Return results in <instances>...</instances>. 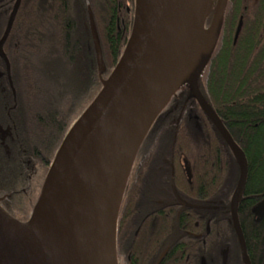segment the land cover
I'll return each instance as SVG.
<instances>
[{"label":"trees","instance_id":"trees-1","mask_svg":"<svg viewBox=\"0 0 264 264\" xmlns=\"http://www.w3.org/2000/svg\"><path fill=\"white\" fill-rule=\"evenodd\" d=\"M89 9L102 53L101 74ZM134 11L135 0H22L4 45L12 87L0 57V72L5 73L0 78V199L7 197L4 208L16 219H30L64 139L119 62ZM8 15L0 25V39ZM240 19L243 27L235 42ZM199 88L246 156L247 182L238 210L252 209L264 195V0H229ZM188 94H181L179 106L174 100L157 117L135 158L118 216L117 257L122 264H156L165 249L169 252L160 264H201L203 256L209 260L216 253L210 242L219 227H213L203 247L167 218L159 217L155 226L143 225L148 214L145 169L149 178L161 172L181 194L219 196L228 203L237 186L240 171L234 154L194 98L183 110ZM163 156L174 157L173 176ZM182 159L192 171L191 182ZM154 183L155 193L161 183ZM243 232L253 264H264V225L250 224ZM231 241L234 252L238 244ZM191 242L196 243V255L185 263Z\"/></svg>","mask_w":264,"mask_h":264},{"label":"water","instance_id":"water-1","mask_svg":"<svg viewBox=\"0 0 264 264\" xmlns=\"http://www.w3.org/2000/svg\"><path fill=\"white\" fill-rule=\"evenodd\" d=\"M181 1L135 0L132 30L124 52L113 72L104 83L101 92L64 139L51 165L50 174L31 219L28 221L16 219L2 206L0 200V264H106L103 248L94 239L97 234L93 225H96L101 219L99 218L100 214L102 219L104 216L105 201L109 195L110 180L113 176L112 169L122 143L123 124L129 106L144 82L148 80V76L150 77L154 72L155 60L158 56L163 58L165 52L170 50L177 42L176 22L179 18ZM21 2L22 0H16L5 33L0 40V57L6 63V74L11 87L10 64L4 53V45L11 33ZM228 2L229 0H217L215 17L211 26L212 34L209 38L205 57L195 71L185 73L183 78L186 81L185 83H188L189 98H194L197 101L203 113L218 130L238 162L240 175L231 200L232 222L244 263L250 264L245 239L237 217L238 203L242 198L247 182L248 164L246 156L235 143L199 88L200 74L208 66L218 43ZM89 25L101 74L103 72L102 53L91 9H89ZM242 27L243 20L240 19L235 42L239 38ZM165 41L167 44L164 46ZM3 75V73H0V78ZM103 92L105 97L93 127L95 149L88 164L85 166L78 185L74 188L77 198L73 208V215L77 222L73 224L71 233L66 240H61L49 232L34 226L32 220L58 176L57 162L63 144ZM162 110L154 117L143 136L136 150L133 163L144 139ZM185 165L186 175L189 182H191L192 171L187 162H185ZM254 212L258 214L259 219L264 215V201L255 208Z\"/></svg>","mask_w":264,"mask_h":264},{"label":"bare ground","instance_id":"bare-ground-1","mask_svg":"<svg viewBox=\"0 0 264 264\" xmlns=\"http://www.w3.org/2000/svg\"><path fill=\"white\" fill-rule=\"evenodd\" d=\"M201 16L200 0L181 1L176 22L177 42L163 58L158 56L154 72L148 76L129 106L123 124L122 143L112 169L104 216L102 219L100 214L102 220L93 225L97 234L94 239L103 248L106 264H118L117 216L136 150L154 117L185 84L184 74L195 71L205 57L210 39L205 45L199 39ZM104 97L103 92L63 144L57 162L58 176L32 220L34 226L61 240H66L77 222L73 215L77 198L74 188L95 149L93 127Z\"/></svg>","mask_w":264,"mask_h":264},{"label":"flooded vegetation","instance_id":"flooded-vegetation-1","mask_svg":"<svg viewBox=\"0 0 264 264\" xmlns=\"http://www.w3.org/2000/svg\"><path fill=\"white\" fill-rule=\"evenodd\" d=\"M15 3L16 0H0V12L2 15L0 16V25L3 24V19H5L8 13H9L8 15V22H9ZM0 73H3L5 75L3 71ZM180 98L181 95L177 99L172 98L168 103V105L166 106V108L164 109V112L171 106L174 100L177 101L176 106H179L181 103ZM190 99L191 98H189V94H188V97L185 99V101L182 102L183 110L188 100ZM163 157L165 158L163 161L164 165L171 169L170 174L173 176L174 157L173 156L171 157L163 156ZM139 161L140 158L138 159V162ZM182 161L185 169L186 167L185 162H187V160L182 159ZM143 166L144 164L142 163L139 164V167H143ZM158 166L161 165L159 164ZM147 172L148 170L145 169L143 181H142V187H144L143 201L145 202L146 211L148 212V214L145 216L143 220V225L152 224L153 226H155L160 219L159 217L167 218L173 224V226L177 227L179 232L183 233V235H187L190 239H192L195 242L199 241L201 243V246L203 247L207 245V241L209 240V238L210 239L212 238L211 236H213V229L219 227V230L217 229L218 232L214 234L215 238H212L210 242L212 245L211 247L213 248L215 247V249L217 248L215 250L216 253L213 254L212 255L213 258L209 260L203 256L201 264H245L242 258L240 245L232 222L231 200L236 188L234 189L231 195L230 203H228L224 197H219V196L213 199L211 197L204 195L197 196L195 192L189 194H181L179 189L171 183L172 180L169 182L166 176L160 174L161 172L160 173L156 172V176L154 178L152 177L149 178L150 176L147 177ZM162 175L165 178H163ZM154 182L161 183L160 185L157 184L155 193L151 190V188L154 186L153 184H155ZM243 197H244V191L242 194V198ZM257 201H258L257 204L254 205L252 209L249 207H245L240 209V212L237 209V217L242 232L244 231V229H247V225L249 226L250 224H252L255 227L259 226L260 224L264 225V215L259 219L258 214L254 212L255 208L264 201V195L262 197H259ZM238 207H239V203H238ZM225 224L229 225V231H225ZM145 230H147V228H144V232ZM243 236H244V232H243ZM232 238L235 239L238 244V248L234 252H232L231 250ZM228 240L231 242H228ZM190 247L191 249L189 250V254H187V260L185 263H187L188 259L191 256L196 255L195 254L196 243L191 242ZM168 250L169 249H165V251H162L159 254L158 261L156 262V264H160L163 261L164 257L169 252ZM246 250H247V256L250 260V264H253L250 254L251 252L248 249L247 243H246Z\"/></svg>","mask_w":264,"mask_h":264},{"label":"rangeland","instance_id":"rangeland-1","mask_svg":"<svg viewBox=\"0 0 264 264\" xmlns=\"http://www.w3.org/2000/svg\"><path fill=\"white\" fill-rule=\"evenodd\" d=\"M201 6H202V16H201V21H200V28H199V39L202 42V44L205 42H207L209 40V38L211 37L212 34V30H211V26L215 17V12H216V6H217V0H200ZM166 40V39H164ZM201 42L199 44H197V46H199L201 44ZM166 41L164 43V46L166 45ZM200 48V47H199ZM201 49V48H200ZM208 50V47L206 48V51ZM203 73V72H202ZM201 73V74H202ZM200 74V75H201ZM188 90V83H185L172 97V98H179V96L186 92ZM170 99V100H171ZM170 100L167 102V104L165 105V107L163 109L166 108V106L168 105V103L170 102ZM41 194L40 196L35 200V204L33 206V211L31 216L34 214V211L39 203ZM1 204L4 207V203L7 200V197L4 196L1 199ZM31 219V217H30ZM118 264H122L121 260H118Z\"/></svg>","mask_w":264,"mask_h":264}]
</instances>
